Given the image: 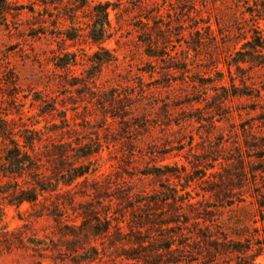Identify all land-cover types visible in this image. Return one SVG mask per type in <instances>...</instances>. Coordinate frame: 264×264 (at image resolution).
I'll return each instance as SVG.
<instances>
[{"label": "rangeland", "instance_id": "374dc122", "mask_svg": "<svg viewBox=\"0 0 264 264\" xmlns=\"http://www.w3.org/2000/svg\"><path fill=\"white\" fill-rule=\"evenodd\" d=\"M255 27L264 0H0L1 126L41 131L48 176L56 145L98 150L87 177L19 204L31 183L3 173L0 136V264H210L264 236V65L233 61ZM86 215L110 222L92 246L74 239Z\"/></svg>", "mask_w": 264, "mask_h": 264}, {"label": "trees", "instance_id": "16d2710c", "mask_svg": "<svg viewBox=\"0 0 264 264\" xmlns=\"http://www.w3.org/2000/svg\"><path fill=\"white\" fill-rule=\"evenodd\" d=\"M72 1L82 7L87 4V0ZM108 10L109 6L107 4L100 3L93 7V18L88 37L95 43H102L109 38L110 22ZM255 29L251 39L243 45L240 51L236 52L233 58L237 70L242 69L241 64H248L249 66L264 65V36L258 32V27H255ZM66 37L68 38L69 36ZM68 39L73 40L75 38ZM109 61H112V59L100 60L99 63L104 64ZM71 63L62 64L58 68L64 69ZM232 95L235 96L237 94ZM8 126V129H6L0 124V136L6 142L2 164L3 173L18 178L26 176L31 183L29 190H21L17 193L18 195H16L17 198L15 199L19 204L24 202L37 203L39 197L44 194L55 193L60 187L70 188L76 182L89 175L90 169L83 162L98 152L90 145L77 144V146H73L66 143L56 145L52 151L47 153V156H44L45 159L55 158V171L48 176L43 171V165L41 164L43 162H41L42 154L39 152V145L42 142L41 131L21 130L14 135L12 132L14 131L13 128L10 125ZM261 198H257L256 201L259 207L263 209L264 196H261ZM261 218L264 220V210H262ZM93 219L96 223L89 221V215H86L82 223L78 227L76 226L77 229L74 234L76 241L77 239L87 241L86 245L92 246V240H97L98 237L110 231L109 221L103 220L101 222L100 218L94 216ZM204 238L207 239L205 236L199 237L201 240ZM257 239H260V242L256 244L255 241H258ZM171 249L172 247L168 246L166 250L171 253ZM214 250H216L215 254H212L213 251H211L207 256L210 264H258L256 258L264 254V236L260 238L251 237L246 242L231 241L222 246H214ZM86 253L96 254L97 250L94 247H90ZM228 254L235 258L229 262L225 261L222 263L221 258ZM93 261H95V257L91 256L84 263L92 264Z\"/></svg>", "mask_w": 264, "mask_h": 264}]
</instances>
